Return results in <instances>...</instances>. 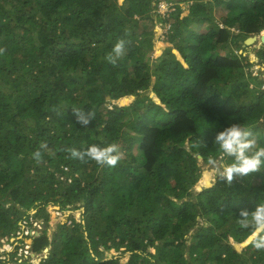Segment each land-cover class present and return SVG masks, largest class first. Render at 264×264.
<instances>
[{
  "label": "trees",
  "instance_id": "trees-1",
  "mask_svg": "<svg viewBox=\"0 0 264 264\" xmlns=\"http://www.w3.org/2000/svg\"><path fill=\"white\" fill-rule=\"evenodd\" d=\"M160 1L0 0V239L34 209L45 228L32 252L48 247L14 264H264L253 229L238 222L264 203V165L191 190L198 154L231 162L213 143L231 123L264 147V80L253 68H264V44L253 62L238 51L264 31V0H165L166 14L155 12ZM157 22L167 27L155 50ZM72 108L94 120L81 126ZM111 143L115 167L64 151ZM50 203L83 210L49 236Z\"/></svg>",
  "mask_w": 264,
  "mask_h": 264
},
{
  "label": "clouds",
  "instance_id": "clouds-1",
  "mask_svg": "<svg viewBox=\"0 0 264 264\" xmlns=\"http://www.w3.org/2000/svg\"><path fill=\"white\" fill-rule=\"evenodd\" d=\"M125 43L124 39L116 42L112 52L106 56L109 63L116 64L117 59L124 53ZM3 51L4 49H0V53ZM72 110L76 122L83 127H87L94 120L95 113L91 110L87 112L79 108H72ZM213 143L218 145L222 156L231 158L230 163L222 164L219 169V178L229 185L232 184L234 177L249 176L259 172L264 165V147H256L255 134L251 128L241 126L239 123H231L230 126L215 134ZM41 147H46V145H41ZM64 151L69 153L72 159L83 162L87 158L101 166L115 167L121 159L119 145L116 143L106 146L92 144L84 150L66 148ZM33 157L39 160L40 152H34ZM238 217L242 228L251 227L253 229L255 235L252 239L255 248L264 249V235H261L264 234V203H258L252 210L241 209Z\"/></svg>",
  "mask_w": 264,
  "mask_h": 264
},
{
  "label": "rangeland",
  "instance_id": "rangeland-1",
  "mask_svg": "<svg viewBox=\"0 0 264 264\" xmlns=\"http://www.w3.org/2000/svg\"><path fill=\"white\" fill-rule=\"evenodd\" d=\"M189 1H192V0H189ZM183 8H184L183 12H186L187 11V6L183 5ZM157 9H155V12L156 13H159L157 11ZM155 12L153 11L154 14H155ZM221 12L222 13L227 12L226 8L223 7L221 10H219L218 14H220ZM154 17H156V16L154 15ZM157 26H159V29L160 30H159V33L156 35V28H157ZM150 27L153 29V32H154V34H153L154 48H155V50H158V48H157L158 42H162L161 41V38H160L161 32H164L165 31L167 25L161 26V24H159V22H157L156 24H152V26H150ZM205 27H206V25L203 23L201 25H198L197 24L193 28H194L195 31H197L198 33H200V32H202L205 29ZM261 33H264V32H261ZM260 34H258V36H260ZM244 40L241 41V46H239L238 51L239 52H242L243 55L248 56L249 59H250V61L253 62V60L255 59V55L253 53V48L256 49V47H254L255 44H249V45H246L245 44L244 45L243 44L244 43ZM161 47H162V45H161ZM242 48H244V50ZM151 57L154 60L153 63H156V62L158 63V61L160 60V58H156L154 56V54L151 55ZM154 58H156V59H154ZM253 68H254V70H255V68H256V70H259V72H260L259 73V76L264 80V68L263 67H260L258 65H257V67L253 66ZM147 93L150 94V95H152V93L150 91H147ZM128 102H129V100L127 101V103ZM123 103H124V105L127 104L124 101H123ZM123 103H121V104H123ZM219 159H220V157L217 158L214 162L203 163V161L201 160V158L198 157V165L200 166L199 167V174H200V176H199V180L192 187V189H191L192 192L199 191L202 187H206V186L209 187V186H211L212 181L214 180L216 174H218L219 169L221 168ZM56 205L57 204L54 205V204L50 203L47 206V208H46V210L50 214L51 218L53 219V221H50L49 224H47V227H49V229L47 231V233H48L49 236H51L52 232L55 230L56 224H57L56 222H58L59 220L61 222H64V221L67 220V223H70L71 222V219H69V216L70 215H75L74 217L76 219L79 216L78 215L79 212H81L83 210V208H79V210H74V211H71V212H67L66 211V212L60 214V216L59 215L54 216V215H52V213L54 214V212L52 211V206H56ZM59 209H60V207H59ZM197 219L198 220H201L200 217H198ZM44 228H45V226H44ZM186 239H187L186 247H184V249H182V253H183V255L185 257H188V254H187L188 248H187V246L191 242V236L190 235H187L186 236ZM8 242L5 243V242L0 241V248H3L4 249V246H6L9 251H12L13 250V248H12L13 245H11V243H10V245H8ZM1 250H0V260L2 261V262H0L1 264H14V263H16L17 260L10 259L8 257V255H6L7 253L4 254L3 251H7L6 249H4L3 251H1ZM47 251L45 252V250H44L42 253H39L38 256H36V257L39 258V257L45 256L46 253H47ZM1 256H4V258L1 257ZM125 259H126V257L121 258L122 261H124Z\"/></svg>",
  "mask_w": 264,
  "mask_h": 264
},
{
  "label": "built area",
  "instance_id": "built-area-1",
  "mask_svg": "<svg viewBox=\"0 0 264 264\" xmlns=\"http://www.w3.org/2000/svg\"><path fill=\"white\" fill-rule=\"evenodd\" d=\"M172 9H173L172 7L169 8L165 0H161L158 3L157 11L161 14H166L168 13V11H171ZM64 169L66 170V168ZM61 178L66 179V177H61ZM52 211L54 212V214L52 213V215L54 216L56 215L60 216V214L66 211L71 212V210L63 211L60 210L59 208L57 209L53 208ZM34 212H35L34 209L28 211L29 215L23 216L19 220L17 229L14 231V233L3 236L0 239V241L5 243L9 241L8 245H10V243L11 245H13L12 251H9L6 246H4V249H6L7 251H3L4 249L0 248V250L2 249L1 251H3L4 254L7 253L6 255H8L10 259L18 260L24 257H28L30 258L31 261H33L35 257L38 256V254L32 252L31 249L32 240L40 234L41 230L44 229L45 224L41 217L36 218L33 216ZM1 257L4 258V256Z\"/></svg>",
  "mask_w": 264,
  "mask_h": 264
},
{
  "label": "bare ground",
  "instance_id": "bare-ground-1",
  "mask_svg": "<svg viewBox=\"0 0 264 264\" xmlns=\"http://www.w3.org/2000/svg\"><path fill=\"white\" fill-rule=\"evenodd\" d=\"M261 34H262V33H261ZM261 34H260V35H261ZM251 37H252V36H251ZM251 37L247 39V42H246L247 44H252V41H254V44H255V42H256V43L259 42V43L264 44V35L261 36L260 38H259L258 35H256L255 37H252V38H251Z\"/></svg>",
  "mask_w": 264,
  "mask_h": 264
},
{
  "label": "water",
  "instance_id": "water-1",
  "mask_svg": "<svg viewBox=\"0 0 264 264\" xmlns=\"http://www.w3.org/2000/svg\"><path fill=\"white\" fill-rule=\"evenodd\" d=\"M263 32H264V31H263ZM255 36H256V35H252V37H255ZM250 37H251V36H248L247 38H245L244 43H243L244 45H245V44H246V45H249V44H247L246 42H247V39L250 38ZM198 157L201 158V156H200L199 154L197 155V158H198ZM53 208H54V209H57V208H59V206H58V205H56V206H52V209H53ZM47 250H48V248H45V252H46Z\"/></svg>",
  "mask_w": 264,
  "mask_h": 264
}]
</instances>
